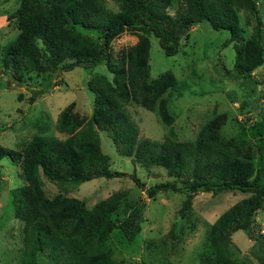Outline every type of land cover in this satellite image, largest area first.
<instances>
[{"label": "trees", "instance_id": "trees-1", "mask_svg": "<svg viewBox=\"0 0 264 264\" xmlns=\"http://www.w3.org/2000/svg\"><path fill=\"white\" fill-rule=\"evenodd\" d=\"M107 1L21 0L19 8L7 18L18 22L20 35L6 50V69L20 71L15 80L21 84L24 75L46 76L33 90L31 103L63 84L55 82L59 72L92 70L105 63L114 76L113 82L104 75L89 80L88 88L95 94L90 119L76 112L74 105L62 112L57 129L68 136L66 139L36 135L22 152L0 147V161H21L26 177L27 185L19 190L17 218L24 222L30 236V264H39L38 256L47 246H52L49 257L54 262L65 247L72 253L68 264H125L114 257L109 244L111 232L117 227L128 242H133L142 231L144 200L125 203L126 216L116 226L113 218L124 203V192L90 209L77 198L62 194L49 198L37 176L41 171L62 185L123 177L122 172L111 169L99 131L110 135L121 155L145 168L161 166L169 177L181 181V187L167 182L150 187L146 193L150 197L168 191L186 194L180 211L183 218L201 193L251 195L212 226L201 264H240L231 250L232 237L238 231L246 232L264 251V235L256 222L257 215L264 211V180L261 173L254 176L255 151L245 141L221 137V115L207 123L195 141H178L166 97L167 93L178 92V82L171 71L151 79V41L146 35L154 34L166 56L172 57L180 52L182 40L193 27L208 21L215 30L230 32L227 43H235L237 52L234 75L251 82L255 70L264 63V22L258 0H113L119 11L111 10ZM175 2L181 7L171 15L169 8ZM241 10L249 12L256 22L247 41L239 18ZM83 31L97 32L99 43ZM126 32L138 34L139 39L127 59L118 62L112 44ZM129 104L159 113L170 127L165 141L139 138V125L124 112ZM260 150L264 156V148ZM132 178L137 185H144L136 175Z\"/></svg>", "mask_w": 264, "mask_h": 264}, {"label": "rangeland", "instance_id": "rangeland-1", "mask_svg": "<svg viewBox=\"0 0 264 264\" xmlns=\"http://www.w3.org/2000/svg\"><path fill=\"white\" fill-rule=\"evenodd\" d=\"M107 3L111 10L119 11L116 2L108 0ZM20 4L21 0H0V147L16 152H22L36 135L66 139L68 136L57 129L62 112L74 105L76 112L90 119L95 94L88 88L89 80L95 75L107 76L112 82L114 79L105 63L92 70L76 68L59 72L55 82L63 84L46 91L31 103V97L35 96L33 90L39 88L46 76L24 75V84H21L15 80V75L21 72L8 70L4 64L7 48L20 35L18 22L7 18ZM258 4L264 22L263 1L258 0ZM180 7L179 2H175L169 13L175 15ZM239 18L245 32L244 41H247L256 25L254 16L241 10ZM83 33L99 43L97 32ZM146 35L151 41V79L171 71L178 82V92L166 94L178 141H195L201 129L221 115V137L245 141L252 146L255 151L254 176L261 173L264 180V156L260 150L264 148V63L253 73V81L237 79L234 75L236 45L227 43L230 32L215 30L208 21L194 26L188 37L182 40L180 52L172 57L166 56L154 34ZM138 39V34L130 32L115 39L112 44L115 59L125 61ZM124 112L139 125L140 139L161 143L168 137L170 127L161 120L158 112L132 104L127 105ZM99 136L103 152L111 159V169L124 176L62 185L39 171L37 176L46 195L51 199L59 194L77 198L91 209L114 194L124 192V203L113 218L116 226L126 216L125 203L144 200L142 231L133 242H128L117 227L111 232L109 244L115 259L125 264H201V255L209 247L212 226L231 207L251 195L241 192L201 193L195 197L187 217L183 218L180 211L186 194L168 191L150 197L146 193L150 187L167 182H176L181 187L180 180L169 177L161 166L145 168L133 158L121 155L107 132L99 131ZM133 175L144 185H137ZM25 185L22 162H13L9 158L1 160L0 264H30L27 255L30 236L24 222L17 218L19 190ZM256 222L260 234L264 235V211L257 215ZM51 250L52 246L44 248L38 256L39 264H68L72 259V253L63 247L54 262L49 257ZM231 250L240 264H264V251L244 231L233 235Z\"/></svg>", "mask_w": 264, "mask_h": 264}, {"label": "water", "instance_id": "water-1", "mask_svg": "<svg viewBox=\"0 0 264 264\" xmlns=\"http://www.w3.org/2000/svg\"><path fill=\"white\" fill-rule=\"evenodd\" d=\"M126 176L130 177L129 175H126Z\"/></svg>", "mask_w": 264, "mask_h": 264}]
</instances>
